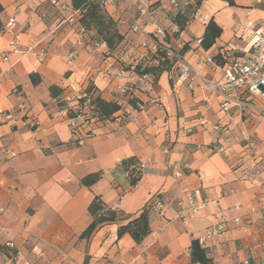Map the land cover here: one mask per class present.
Returning <instances> with one entry per match:
<instances>
[{"label":"crops","instance_id":"1","mask_svg":"<svg viewBox=\"0 0 264 264\" xmlns=\"http://www.w3.org/2000/svg\"><path fill=\"white\" fill-rule=\"evenodd\" d=\"M232 1L233 7L221 0L203 1L197 11L205 21L191 19L172 42L191 64L217 54L227 58L222 68L205 70L213 80L246 56L248 22L264 31V0ZM62 5L70 6V0H0V52L7 54L0 62V114L12 116L10 121L0 117V264H193L192 241L213 264H264L260 112L239 114L233 108L224 113L217 96L175 85L170 72L156 83L133 73L136 65L150 64L152 53L140 47L143 37L130 31L132 19L149 35L167 28L174 33L176 9L167 0L104 4L123 36L114 51L96 42L92 32L63 23ZM209 19L222 34L205 51L195 40ZM236 23L241 29L234 34ZM36 44V50H46L41 62L35 52L22 54ZM71 53L76 58L69 62ZM30 74L40 83L33 86ZM50 86L76 96L92 87L104 101H117L121 110L113 120L96 124L95 136L76 146ZM129 100H135V107ZM253 103L263 106L264 99ZM20 105L24 109L18 110ZM214 126L222 131L214 132ZM251 131L254 150L248 151L242 138ZM130 158L147 162L134 185L120 168ZM175 165L181 168L180 178L173 176ZM97 172L103 175L90 189L81 185L83 177ZM189 194L208 204L193 215L182 212L184 220L174 218L180 212L175 201L185 203ZM94 196L122 214L118 224L136 217L157 196L172 201V209L164 216L150 214V233L139 245L128 235L117 239L118 224L101 226L86 241L79 236L91 223L87 207ZM218 225L222 233L215 231Z\"/></svg>","mask_w":264,"mask_h":264},{"label":"built area","instance_id":"2","mask_svg":"<svg viewBox=\"0 0 264 264\" xmlns=\"http://www.w3.org/2000/svg\"><path fill=\"white\" fill-rule=\"evenodd\" d=\"M103 5L110 4L114 5L116 2H121L124 0H101ZM176 0H167L169 6H175ZM61 10L66 13V17L63 19V23L69 25H75L79 13L78 11L72 10L67 5H62ZM128 10V8H127ZM140 15L144 12L140 11ZM198 18L205 21V18L200 16L198 11L194 13V19ZM13 20H10L12 23ZM241 29V25L236 23L233 26V33L237 34ZM244 29L248 31L251 35V41L248 51L245 53L246 56L240 57L239 59L233 61L227 65L222 77L219 80H213L208 77L205 70L211 69L216 70L222 67H217L213 60L208 57L203 60H199L194 64L188 63L184 60L180 51L172 48L168 45L162 43L163 31L155 30L154 34H147L139 26L137 19L133 18L130 25V31L133 34L141 35L143 41L140 47L150 53H155L157 51H162L166 57L173 62V74L175 76V85L183 86L186 90H192L193 88H200L201 90L207 92L210 95L217 96L220 99L219 110L224 113H230L234 108L239 114L243 113L245 110H257L260 112L261 120H264V105L258 106L253 103L256 99H264V31H255L254 25L248 22ZM81 33H84L82 29H79ZM200 38L195 40V43L200 45ZM15 42L10 41L8 43L9 47H14ZM38 44L28 46L22 54L34 53L35 57L39 62L46 56V50L44 48H36ZM76 58L74 53L69 54L68 61L72 62ZM7 60V54L5 52H0V62H5ZM124 92L123 90L121 91ZM80 95H70L65 94L62 99L66 103H72ZM24 109L23 105L18 107V110ZM63 114H67L66 109L62 110ZM0 117L4 121H10L12 116L10 113H2ZM66 124L69 128L71 134V142L76 146H82L87 140L95 136V125L96 120L92 117L90 99L86 97L83 101L82 108L76 112L75 117L68 118ZM201 125L204 122H200ZM214 132L220 133L222 129L219 126H214ZM186 133H191L189 128L185 129ZM254 135L255 132L251 131L245 134L242 138V142L246 150H254ZM220 138L214 140V145H218ZM217 151H221V148H217ZM164 154H168V150H163ZM146 163H137L136 165L130 166L123 172L125 178L130 179L133 177L141 176L146 168ZM176 168L173 172L175 178H180L182 176L181 168L178 165L172 166ZM184 168L186 166H183ZM185 204V205H184ZM208 201L206 199L197 200L194 195L189 194L186 198V202L175 201L176 207L180 209V212L174 214V218L184 220L182 212L193 215L199 211L204 210ZM172 209V201L167 199L157 200L154 204V211L159 216H164V214ZM237 222V220L235 221ZM224 230L222 225H218L215 229L217 233H222Z\"/></svg>","mask_w":264,"mask_h":264},{"label":"trees","instance_id":"3","mask_svg":"<svg viewBox=\"0 0 264 264\" xmlns=\"http://www.w3.org/2000/svg\"><path fill=\"white\" fill-rule=\"evenodd\" d=\"M203 1L206 0H186V3L183 2L182 4L178 0L175 1L176 3L173 8L176 9V12L172 17V23L176 31L172 34L173 38H176L189 23L190 19L185 15L188 14V10L192 8L193 12H195ZM221 1L227 3L229 7L234 6L232 0ZM69 7L79 13L76 22L77 28L82 29L83 32H92V38L96 42L104 44L108 51H114L122 43L123 36L119 32L116 22L105 11L101 0H70ZM1 11L2 8L0 6V13ZM192 14L190 15L192 16ZM221 34L222 29L213 19H209L205 24L199 46L205 51L210 49ZM161 41L169 46L164 32ZM180 54L182 55L181 51ZM211 59L217 67H222L227 63V58H223L221 54H217L211 57ZM149 62L150 64L136 65L133 68V73L138 77L150 76L152 81L156 83L161 74L173 72V62L162 51L152 53L149 57ZM152 62L156 64L153 65ZM29 81L33 86L40 83L39 77L35 74L29 75ZM48 90L50 97L56 102L57 109L61 111L66 109L68 118L75 117L76 112L82 108L83 101L86 97L90 99L92 117L96 120L97 124L113 120L114 115L121 110V105L117 101H104L95 95L94 88L92 87H88L80 94V98H77L72 103H66L62 99L63 92L55 86H50ZM128 104L130 107H135V100H129ZM137 163L133 158L126 159L122 161L120 168L122 172H125L127 168ZM102 175V172L88 174L81 179L80 183L83 187L90 189L101 179ZM139 178L140 176L130 178L131 185H134ZM160 199L162 198L157 196V199L149 203L136 217L130 219L125 224H118L122 220V214L111 210L102 202L100 197L94 196L87 207V213L91 218V223L82 232L79 239L88 241L101 226L118 224L116 231L117 239L128 235L136 245H139L150 233V214L154 211L155 202ZM0 251L4 250L0 248ZM190 260L193 264H213L212 260L207 257L205 250L200 247L197 241H192L191 243Z\"/></svg>","mask_w":264,"mask_h":264},{"label":"rangeland","instance_id":"4","mask_svg":"<svg viewBox=\"0 0 264 264\" xmlns=\"http://www.w3.org/2000/svg\"><path fill=\"white\" fill-rule=\"evenodd\" d=\"M192 6H193V4H192ZM196 11H197V10H196ZM196 11H195V12H196ZM195 12H193L192 8H190V9L188 10V14H185V15H187V18H189V19L191 20V19L194 18V13H195ZM191 13H193L192 16L190 15ZM263 28H264V26H263ZM167 30H168V31H165V32H164V33H165V36H166V39H167V42L169 43V46H170V47L174 48L173 45H172V42H173L172 34H173V33H172L171 31H169L168 28H167ZM149 57H150V56H149ZM152 64L155 65L156 63H155V62H152ZM260 117H261V116H260Z\"/></svg>","mask_w":264,"mask_h":264}]
</instances>
